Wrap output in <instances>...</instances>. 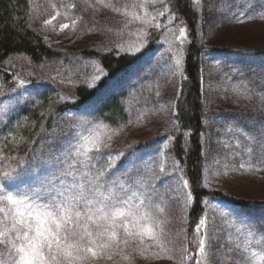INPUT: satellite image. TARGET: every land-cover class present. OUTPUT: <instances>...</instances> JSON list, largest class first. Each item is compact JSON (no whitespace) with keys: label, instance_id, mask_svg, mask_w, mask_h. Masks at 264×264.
<instances>
[{"label":"rangeland","instance_id":"obj_1","mask_svg":"<svg viewBox=\"0 0 264 264\" xmlns=\"http://www.w3.org/2000/svg\"><path fill=\"white\" fill-rule=\"evenodd\" d=\"M31 1L33 25L62 54L40 66L30 65L25 57L9 60L11 78L5 81L0 76V121L17 111L31 93L46 84L59 85L60 101L75 100L74 88L80 84L97 87L105 72L89 52L111 49L138 52L137 48L145 50L150 31L161 29L162 33L151 52L111 79L105 88L106 92H125L126 120L118 123L103 119L93 113L95 106L91 103L64 111L47 135L44 141L47 143L41 145L33 167L20 171L16 183L24 188L57 173L63 166L64 150L75 143L76 134L103 140L109 146L96 154V158L101 166L112 159L114 168L109 175L121 176L124 172L136 175L138 169L164 197L162 215L166 223L162 225L164 234L160 239L172 250L170 254L175 259H144L132 253L134 264H178L185 255L191 256L184 249L188 250L186 232L192 194L189 183L187 187L183 184L187 180L185 168L172 152V140L178 132L175 106L189 42L187 26L170 14L168 0H148L144 8L137 9L141 16L146 13L150 20L155 18L147 24L126 23L124 17L107 9L85 11L83 0ZM193 2L200 13V37L205 45L202 79L206 132L202 141L206 186L249 201L247 206H242L217 197L205 200L206 211L201 218H206L207 231L213 236L212 264H232L231 258L225 256L228 248L245 242L248 227L264 225V205L260 203L264 201V158L260 154L259 139H250L264 133L261 127L264 124V55L254 51L264 47V19L260 18L259 8L248 6L249 0ZM73 3L75 8L61 7ZM52 4L56 5L55 9ZM56 11L61 16L45 25L44 21ZM74 19L77 20L75 27L72 26ZM62 23L69 27L61 30ZM180 28L185 30V35L177 39ZM177 58L181 60L179 66ZM21 80L25 82L23 85ZM109 136L111 140L107 139ZM249 147L253 149L251 153L247 151ZM156 231L159 233V229ZM204 231L203 228L199 233L195 231L197 239ZM145 243L152 241L146 239ZM128 252L132 249L126 248L125 253ZM95 264H127V261L115 255L112 260L101 259Z\"/></svg>","mask_w":264,"mask_h":264},{"label":"snow or ice","instance_id":"obj_2","mask_svg":"<svg viewBox=\"0 0 264 264\" xmlns=\"http://www.w3.org/2000/svg\"><path fill=\"white\" fill-rule=\"evenodd\" d=\"M83 3L85 11L107 9L124 17L126 23L147 24L155 19L137 11L148 0H83ZM248 6L259 8L260 18L264 19V0H249ZM51 7L55 9L56 5ZM61 7L75 8L76 4ZM57 16L61 12L56 11L44 24H52ZM76 23L77 20H72L73 27ZM68 27L67 23L60 24L61 30ZM179 33L177 39L184 37L185 30L180 28ZM180 63L177 58V66ZM24 83L20 81L21 85ZM73 139L75 143L64 150L63 166L57 173L24 188L16 183L20 173L15 169L0 176V264H95L101 259L112 260L115 255H121L127 264H134L132 253L144 259L174 260L172 250L160 239L166 217L162 215L164 197L158 188L146 181L138 169L136 175L130 176L128 172L109 175L114 168L112 159L101 166L96 158L109 146L103 140L81 134ZM107 139L111 140V136ZM250 139H259L264 158V133ZM247 151L251 153L253 149L249 147ZM240 167L245 165L242 163ZM183 184L187 187V180ZM202 228L205 231L198 238L196 264H212L213 236L207 231L206 218L200 219L197 233ZM245 236V242L229 247L225 256L231 258L232 264H264V225L248 227ZM146 239L152 243L146 244ZM228 243L231 245L232 241L229 239ZM126 248L132 252L125 253ZM192 258L185 255L178 264H187Z\"/></svg>","mask_w":264,"mask_h":264},{"label":"trees","instance_id":"obj_3","mask_svg":"<svg viewBox=\"0 0 264 264\" xmlns=\"http://www.w3.org/2000/svg\"><path fill=\"white\" fill-rule=\"evenodd\" d=\"M170 14L182 20L187 26L189 42L186 46L183 77L176 100L175 122L178 132L172 140L173 156L185 168L192 194V204L188 211V252L192 259L188 264H196V228L206 211L208 197L247 206L249 201L222 190L209 189L205 182V158L202 135L206 132L204 88L202 82V56L205 45L200 37V13L193 0H168ZM33 3L31 0H0V76L7 81L11 78L9 60L14 57L27 58L32 66H40L48 60L61 57V52L47 41L41 30L32 23ZM162 30L150 31L145 50L138 52L91 51L105 77L98 87L80 84L74 88L76 99L60 101L62 92L56 83L46 84L31 93L21 107L0 121V176L5 171H23L33 167L35 158L53 129L57 117L64 111L81 108L88 103L94 105V114L121 123L126 120V99L124 91L106 92L111 79L125 72L151 52L160 39ZM254 51L264 54L263 48ZM72 142V141H71ZM187 142V144H186ZM131 151V150H129ZM264 205V201H260Z\"/></svg>","mask_w":264,"mask_h":264}]
</instances>
